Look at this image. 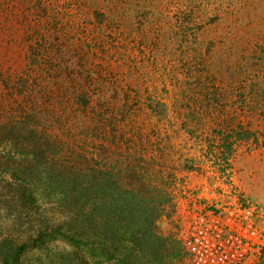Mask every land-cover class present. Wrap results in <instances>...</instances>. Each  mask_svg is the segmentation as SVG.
<instances>
[{
    "label": "trees",
    "instance_id": "obj_1",
    "mask_svg": "<svg viewBox=\"0 0 264 264\" xmlns=\"http://www.w3.org/2000/svg\"><path fill=\"white\" fill-rule=\"evenodd\" d=\"M38 1L0 0V90L19 102L11 113L0 112V203L16 212L21 227L30 225L28 235H14L0 222V264L182 258L180 243L159 235L157 224L177 209L179 174L195 167L169 161L171 135L163 140L161 128L139 122V92L131 100L115 82L105 88L111 75L98 73L96 60L83 51L71 52L69 35L78 20L66 14L81 13L45 11L41 18ZM111 14L96 20L101 28L113 22ZM188 31L179 35L182 44L197 39L199 30ZM202 91L198 82L170 102L147 97L146 108L166 127L176 124V134L225 173L242 146L260 144L259 134L249 111L248 124L231 117L232 123L206 125L205 114L219 100ZM56 210L60 216L48 218Z\"/></svg>",
    "mask_w": 264,
    "mask_h": 264
},
{
    "label": "rangeland",
    "instance_id": "obj_2",
    "mask_svg": "<svg viewBox=\"0 0 264 264\" xmlns=\"http://www.w3.org/2000/svg\"><path fill=\"white\" fill-rule=\"evenodd\" d=\"M36 4L41 18L45 11L81 13L66 14L78 20L69 35L71 52L83 51L87 59L96 60L98 73L111 75L105 88L114 89L115 82L131 93V100L139 92V122L161 128L163 140L171 135L169 161H191L195 167L194 172L179 174L182 181L174 187L179 195L177 209L157 224L159 235L173 236L180 243L182 258L168 264H187L180 234L193 206L205 209L211 205L215 211L228 204H254L264 209V0H42ZM110 13H114L113 22L101 28L96 20L108 19ZM194 29L199 30L197 39L182 44L179 35ZM13 58L20 60L17 55ZM188 77H199L201 95L219 100L205 114L206 125L230 123L231 117L235 123L248 124L247 113L251 112L254 123L250 124L258 131L260 144L242 146L233 157L232 169L225 173L215 170L190 139L176 134V124L166 127L147 111V97L170 102L185 90L196 89L198 82ZM18 103L9 102L0 90L1 115L11 113ZM176 169L182 171L181 166ZM194 199L205 203L194 205ZM1 204L0 222L7 232L28 235L29 222L21 227L16 212ZM47 216L58 218L60 213L56 210Z\"/></svg>",
    "mask_w": 264,
    "mask_h": 264
},
{
    "label": "built area",
    "instance_id": "obj_3",
    "mask_svg": "<svg viewBox=\"0 0 264 264\" xmlns=\"http://www.w3.org/2000/svg\"><path fill=\"white\" fill-rule=\"evenodd\" d=\"M205 203L204 199H194ZM193 206L181 230L187 264H260L264 258V209L228 204L223 210Z\"/></svg>",
    "mask_w": 264,
    "mask_h": 264
}]
</instances>
